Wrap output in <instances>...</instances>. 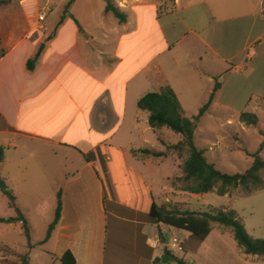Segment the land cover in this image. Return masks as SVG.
Masks as SVG:
<instances>
[{
  "label": "crops",
  "instance_id": "crops-1",
  "mask_svg": "<svg viewBox=\"0 0 264 264\" xmlns=\"http://www.w3.org/2000/svg\"><path fill=\"white\" fill-rule=\"evenodd\" d=\"M68 1L44 25L52 10L19 33L0 30V125L11 127H0V174L17 196L49 191L52 214H43L41 201L34 205L45 234L60 191V218L42 244L53 259L70 250L75 264H176L159 259L165 248L185 260L205 240L175 254L167 238L178 235L181 243L190 233L149 222L150 205L172 201L191 209L190 200L207 192L173 185L182 175L176 152H139L165 151L173 142L164 137L167 127L149 125L137 101L164 85L180 102L220 98L239 64L249 66V75L255 70L253 53L263 44L261 34L253 36L257 19L248 26L243 21L253 14L219 16L207 0H110L126 14L121 23L105 11V0H72L66 8Z\"/></svg>",
  "mask_w": 264,
  "mask_h": 264
},
{
  "label": "rangeland",
  "instance_id": "rangeland-1",
  "mask_svg": "<svg viewBox=\"0 0 264 264\" xmlns=\"http://www.w3.org/2000/svg\"><path fill=\"white\" fill-rule=\"evenodd\" d=\"M60 1L6 0L5 3L0 4V30L3 34L9 31L19 33L26 25L31 26L40 21L39 13L43 7L49 6L52 11L47 13L44 25L55 14L61 13ZM159 1H165L166 5L169 3L168 0ZM207 1L219 16L240 13L253 14L243 23L250 26L252 18L257 19L254 23L253 36L261 34L263 38L262 46L257 49V53H253L255 55V70L249 75V66L245 63L239 64V68L232 70L221 97L214 99L209 109L200 116L193 134L195 145L204 150L207 159L214 163L220 171L225 173L243 172L251 165L253 159L251 154L264 142V95H262L264 94V19H261L264 16L260 13L261 0ZM238 36L239 31L237 38ZM2 45L0 43V48ZM214 80L218 81L219 79L214 78ZM205 102V100H182L180 104L185 115L192 117L198 114L200 107ZM135 108L134 105L133 110ZM243 112L254 113L257 123L252 126L242 123L239 116ZM165 130L169 133L164 134V137L171 142L176 141L178 134L170 129ZM4 142L3 135H0V147L3 150ZM260 155L264 158V146ZM181 162H183L182 159ZM260 174L264 180V170ZM0 179L3 180L1 174ZM176 185L182 187L183 183L178 182ZM48 192L47 190L46 193L42 192L39 195L35 193L34 196L27 197L22 193L17 196L13 191L16 201L15 206H11L8 197L2 194V190L0 191V261L7 258L10 263L16 264L18 260L16 254L27 251V239L23 235L18 221L4 222L3 220L22 213L31 228L30 237L41 239L44 236L46 228L41 227L40 215L34 210V205L41 201V205L44 206L43 214H52L51 210L50 212L48 210L47 213L46 202L49 198L46 195ZM226 193L220 195L216 189L211 190L204 194L203 198L190 200L191 207L205 211L234 210L250 236L264 239V185L251 192L245 191L241 186L228 187ZM183 198L185 197L180 196L176 199ZM192 208L187 209L192 210ZM27 209L32 210L28 213ZM172 236L176 237L180 243L181 238L178 235L172 234ZM30 242L32 243V240ZM35 246L32 243V247L28 249L29 264H61L59 259H53L49 254L42 253L43 249L48 247L47 245ZM48 248L51 249V247ZM180 250V246H178L173 252L180 255ZM185 255V260L190 264H264V256L245 254L238 247L230 230L222 232L215 223L212 224L211 233L199 250Z\"/></svg>",
  "mask_w": 264,
  "mask_h": 264
},
{
  "label": "trees",
  "instance_id": "trees-1",
  "mask_svg": "<svg viewBox=\"0 0 264 264\" xmlns=\"http://www.w3.org/2000/svg\"><path fill=\"white\" fill-rule=\"evenodd\" d=\"M105 11L111 12L119 22L126 21V14L115 6L110 0H105ZM6 0H0V4ZM72 0L65 5L69 7ZM34 36V31L28 34L29 38ZM28 71L35 68L34 58H29L26 63ZM219 82L215 80V88H218ZM212 101V94L209 99L200 107L197 115L188 117L184 114L183 108L178 100L175 92L169 85L162 86L157 91H150L142 95L137 101V107L148 112V123L154 128L167 127L180 136V140L173 143L165 144V151H151L148 149L139 150L142 154H151L154 156L166 155L170 151H174L182 158L183 162L180 166L182 175L173 181V185L178 182L183 183L181 187L190 193H206L213 188L220 195L227 192L228 187L241 186L245 191L251 192L264 185L261 171L264 170V158L260 155V151L264 146V142L260 144L257 150L251 154L252 163L243 172L225 173L220 171L214 163L210 162L204 154L203 149L197 147L194 142V129L197 127L200 116L208 109ZM1 117V116H0ZM239 119L246 125H255L257 117L254 113L243 112ZM0 127L9 128L5 122ZM97 150H101L98 148ZM3 148L0 147V162L2 161ZM92 155H85L87 160L93 158ZM102 164V159L100 160ZM0 189L10 200L11 206H15V195L12 189L8 188L5 182L0 179ZM149 194V193H148ZM148 197H151L149 194ZM62 210V200L60 191L57 193L56 207L53 220L48 225L45 237L35 244H44L50 237L51 231L57 224ZM9 222L20 221L21 231L27 239V251L16 254L18 258L16 264H29V248L32 247L30 242V227L22 215L18 213L15 217H9ZM148 221L152 223H163L173 228L188 231L189 237L185 241L179 243L180 249L183 251H195L202 241L211 232L212 224L215 223L220 227H224L233 235L238 247L245 254L264 256V239L254 238L250 236L242 220L234 210H209V211H191L183 208L182 204L172 201L156 204L152 201L148 211ZM162 235V234H161ZM165 238L162 235V240ZM33 244V245H35ZM163 263L190 264L183 258H179L171 253L170 250L164 249L159 258ZM1 264H12L7 258L0 261ZM61 264H75V258L70 250H66L60 256Z\"/></svg>",
  "mask_w": 264,
  "mask_h": 264
},
{
  "label": "built area",
  "instance_id": "built-area-1",
  "mask_svg": "<svg viewBox=\"0 0 264 264\" xmlns=\"http://www.w3.org/2000/svg\"><path fill=\"white\" fill-rule=\"evenodd\" d=\"M51 11V8L49 6L43 7L42 11L38 15V19L42 21L47 13ZM154 246V244H153ZM179 246V242L175 237H172L170 240H167V247H169L171 250H174L176 247Z\"/></svg>",
  "mask_w": 264,
  "mask_h": 264
},
{
  "label": "water",
  "instance_id": "water-1",
  "mask_svg": "<svg viewBox=\"0 0 264 264\" xmlns=\"http://www.w3.org/2000/svg\"><path fill=\"white\" fill-rule=\"evenodd\" d=\"M43 47H44V43H41L40 46H39V48L37 49V51L35 53L34 60H36L39 57V55H40ZM3 221L4 222H9V220H3ZM167 240H168V238H167Z\"/></svg>",
  "mask_w": 264,
  "mask_h": 264
}]
</instances>
